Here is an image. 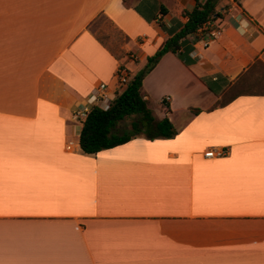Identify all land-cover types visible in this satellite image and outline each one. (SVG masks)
<instances>
[{
    "label": "crops",
    "instance_id": "1",
    "mask_svg": "<svg viewBox=\"0 0 264 264\" xmlns=\"http://www.w3.org/2000/svg\"><path fill=\"white\" fill-rule=\"evenodd\" d=\"M195 4L0 0V264H264V94L237 92L263 75L264 0H221V35L144 78L174 137L80 146L98 86L112 101Z\"/></svg>",
    "mask_w": 264,
    "mask_h": 264
},
{
    "label": "trees",
    "instance_id": "2",
    "mask_svg": "<svg viewBox=\"0 0 264 264\" xmlns=\"http://www.w3.org/2000/svg\"><path fill=\"white\" fill-rule=\"evenodd\" d=\"M221 0H195L196 4L192 11H185L184 16L187 21L182 29L166 40L164 45L153 55L149 56L147 63L142 69L134 74L126 88L122 92H117L107 109L94 106L83 121L80 136V146L85 154H96L102 150L114 148L127 143L138 136H145L154 140L157 138H172L177 134V130L169 117L158 119L153 110L149 107L148 100L143 94V80L157 65L160 59L168 52L178 53L182 42L190 35H197L198 39L205 36L204 27L208 21L220 17L218 4ZM201 33V36L198 34ZM257 66L264 63L257 60L249 69L252 71ZM248 72V71H247ZM243 75L240 80L246 78ZM264 81V74L257 76L255 83L260 84ZM249 88V87H248ZM251 92L245 88L239 93ZM264 94V92H259ZM166 99L163 100V106ZM134 117L131 129L118 132V124L128 118Z\"/></svg>",
    "mask_w": 264,
    "mask_h": 264
},
{
    "label": "built area",
    "instance_id": "3",
    "mask_svg": "<svg viewBox=\"0 0 264 264\" xmlns=\"http://www.w3.org/2000/svg\"><path fill=\"white\" fill-rule=\"evenodd\" d=\"M217 19V18H215ZM215 19H212L210 21L207 22V24L204 27V30H207L205 32V36L203 41V44L205 47H208L210 45V43L217 39L221 33H222V27L219 24H214L215 26L213 27V21ZM143 40L140 41V43H142ZM130 59L131 60H135L136 59V55L135 53H132L130 55ZM133 74H131V72L124 66V65H120L119 69L117 71V79H118V83L120 85V87L122 88H126L127 84L129 83V81L133 78ZM106 84L105 83H101L98 88L95 91V94L93 95L94 98L96 99L95 103H90L86 108H84L82 111L79 112V115L82 118H86L88 113L91 111V109L94 106H98L100 108L103 109H107L110 104L111 101L109 99V97H107L103 91L106 89ZM167 99H169V97H167ZM227 151L225 149H219V148H211L208 151L205 152V156L206 157H219L222 156L224 154H226Z\"/></svg>",
    "mask_w": 264,
    "mask_h": 264
},
{
    "label": "rangeland",
    "instance_id": "4",
    "mask_svg": "<svg viewBox=\"0 0 264 264\" xmlns=\"http://www.w3.org/2000/svg\"><path fill=\"white\" fill-rule=\"evenodd\" d=\"M105 40H108L107 36H105ZM256 73L264 74V69L259 67V68L256 69L255 74ZM243 88L247 89L248 91L264 92V81H262V83H260V84H257V83L254 82V80L252 81L250 79V80H248V82L244 83V87ZM237 92H239V88L237 89ZM154 103H155L154 101L151 102L152 106L155 108V110L159 114V110L160 109L158 107H156V105ZM133 119H134V117H131V118L123 120V122H121V124L118 126V132L121 133V132H124L126 130H130L132 128L131 127V123H132Z\"/></svg>",
    "mask_w": 264,
    "mask_h": 264
}]
</instances>
